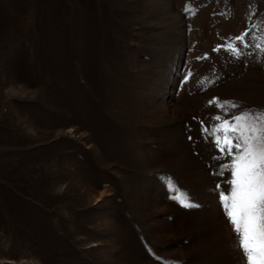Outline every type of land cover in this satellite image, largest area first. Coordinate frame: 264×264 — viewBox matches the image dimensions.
I'll return each instance as SVG.
<instances>
[{
  "label": "rangeland",
  "instance_id": "obj_1",
  "mask_svg": "<svg viewBox=\"0 0 264 264\" xmlns=\"http://www.w3.org/2000/svg\"><path fill=\"white\" fill-rule=\"evenodd\" d=\"M262 112L264 0H0V264H245L215 130Z\"/></svg>",
  "mask_w": 264,
  "mask_h": 264
},
{
  "label": "snow or ice",
  "instance_id": "obj_2",
  "mask_svg": "<svg viewBox=\"0 0 264 264\" xmlns=\"http://www.w3.org/2000/svg\"><path fill=\"white\" fill-rule=\"evenodd\" d=\"M247 35L245 32L236 39L243 42ZM229 50L240 55L233 45ZM233 121H223L215 130L222 133L216 139L217 145L232 156V163L225 166L232 176L228 193L220 192L218 198L245 264H264V112L237 115ZM173 199L185 207L193 206L184 193Z\"/></svg>",
  "mask_w": 264,
  "mask_h": 264
}]
</instances>
